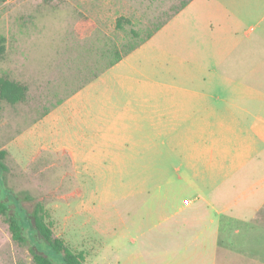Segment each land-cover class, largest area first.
Returning <instances> with one entry per match:
<instances>
[{"label":"rangeland","instance_id":"obj_1","mask_svg":"<svg viewBox=\"0 0 264 264\" xmlns=\"http://www.w3.org/2000/svg\"><path fill=\"white\" fill-rule=\"evenodd\" d=\"M214 19L228 29L229 0H0V78L25 89L16 102L0 97V199L27 193L23 207L42 203L54 236L84 264H117L147 257V230L190 218L204 205L194 196L222 191L218 182L259 195L264 165L216 176L203 151L210 141L181 135L178 121L196 115L197 102L223 110L244 97L230 83L242 74L230 76L228 59L214 55ZM246 127L264 159V141ZM120 129L127 139L115 137ZM255 205L240 201L221 215L220 241L233 259L264 264V204ZM0 264H34L2 214Z\"/></svg>","mask_w":264,"mask_h":264},{"label":"crops","instance_id":"obj_2","mask_svg":"<svg viewBox=\"0 0 264 264\" xmlns=\"http://www.w3.org/2000/svg\"><path fill=\"white\" fill-rule=\"evenodd\" d=\"M209 26L214 37V55L221 62L228 59L227 73L230 76L242 74L238 84H233L232 80L230 83L234 92H243L244 97L225 100L223 110L216 100L197 102V114L193 115L195 110L190 109L189 115L178 121L181 135L210 141L203 151L208 157V171L214 175L227 178L228 170L237 173L251 171L253 174L264 165L263 153L257 148L256 140L243 131L248 125L255 136L264 141V0H229L228 29L222 30L221 20L215 19ZM221 40L227 43V52L219 45ZM122 131L120 129L115 137L127 139L126 130ZM235 140H241L240 144L235 145ZM252 161L253 165L250 164ZM218 183L224 187L222 191L212 192L207 197L194 196L196 201L202 199L204 205L195 208L199 211L191 213V219L181 218L164 228H158L159 223H154L147 230L152 234L140 244L148 248L147 257L144 254L137 259L138 254L134 252L118 260L117 264H250L233 259L231 249L222 246L220 217L240 201L255 203L254 208L264 204V174L254 183L261 188L259 195L252 191L251 196H246V191H241L245 185L238 189V180L229 181V188L224 180ZM233 183L237 187L235 194L232 192ZM210 210H214L216 219L209 217ZM196 218L197 226L193 221ZM140 235L145 236L146 231ZM252 264L261 262L253 261Z\"/></svg>","mask_w":264,"mask_h":264},{"label":"trees","instance_id":"obj_3","mask_svg":"<svg viewBox=\"0 0 264 264\" xmlns=\"http://www.w3.org/2000/svg\"><path fill=\"white\" fill-rule=\"evenodd\" d=\"M152 34L153 32L149 33L145 40L149 39ZM138 45L140 43L132 44L122 53H117L108 67L120 61L124 55L137 48ZM24 91L23 86L0 78L1 98L9 102H16L23 97ZM4 155L5 151L0 150V169L2 171L7 170V166L2 160ZM9 195L15 196V200L6 203L0 199V214L6 216L12 240L28 246L34 264H84L85 256L82 252L73 251L63 239L54 236L50 213L42 203L37 202L33 209L28 211L21 203L23 200H31V196L27 193L16 194L12 190ZM11 206L13 213H9ZM22 220L26 223L25 226Z\"/></svg>","mask_w":264,"mask_h":264}]
</instances>
